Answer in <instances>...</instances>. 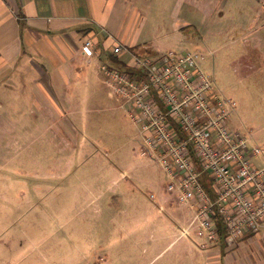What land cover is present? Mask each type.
<instances>
[{
    "label": "rangeland",
    "instance_id": "1",
    "mask_svg": "<svg viewBox=\"0 0 264 264\" xmlns=\"http://www.w3.org/2000/svg\"><path fill=\"white\" fill-rule=\"evenodd\" d=\"M207 1L119 0L137 17V43L127 47L141 56L205 54L201 70L235 102L230 127L252 135L250 144L262 150L254 162L264 168V69L255 71L254 53L223 34L237 16L222 18L218 0L209 15ZM103 63L82 65L93 85L82 86L86 110L77 114L29 110L26 95L17 100L0 91V264L191 263L183 245L179 253L164 251L182 241L184 219L178 207L158 213L160 196L168 198L167 177L140 156L137 130L106 84Z\"/></svg>",
    "mask_w": 264,
    "mask_h": 264
},
{
    "label": "built area",
    "instance_id": "2",
    "mask_svg": "<svg viewBox=\"0 0 264 264\" xmlns=\"http://www.w3.org/2000/svg\"><path fill=\"white\" fill-rule=\"evenodd\" d=\"M81 52L89 60L98 53L90 42L82 44ZM111 53L128 70L103 63L101 72L137 130L140 156L167 177L165 201L180 208L184 219L178 238L196 239L203 248L217 243V217L226 228L228 247L259 232L264 168L254 159L262 150L250 144L251 134L230 127L235 102L216 91L211 76L201 70L205 54L141 56L122 43ZM158 209L163 212L164 206Z\"/></svg>",
    "mask_w": 264,
    "mask_h": 264
},
{
    "label": "crops",
    "instance_id": "3",
    "mask_svg": "<svg viewBox=\"0 0 264 264\" xmlns=\"http://www.w3.org/2000/svg\"><path fill=\"white\" fill-rule=\"evenodd\" d=\"M118 2L0 0V91L8 89L18 96L17 100L26 95L28 102L24 100L23 103L28 104L29 110L43 113L74 111V114L86 110L82 86L93 85V77L82 65L93 64L99 59H104L105 63L116 43L130 47L137 43L138 34L133 29L137 17L131 18L126 5L120 3L123 6L119 8ZM215 2L208 0L203 6L209 15L214 14ZM217 8L222 18L237 16L223 34L254 53L257 61L252 60L253 69L263 70L264 0H218ZM84 42H90L97 50L96 59L83 56L81 47ZM242 62L249 63V59ZM70 85L72 91L68 88ZM29 95L32 98H28ZM70 95H75V99L72 100ZM62 118L67 119V115ZM120 174L109 188L128 175L126 171ZM96 199L98 197L92 201ZM165 200L160 196L158 206H164V211L157 208L158 213H164L169 207L173 210L174 207L167 205ZM175 234L176 230L171 236L175 237ZM176 241L168 244L164 251L172 248L179 253L183 245L182 250L190 264H195V256L199 264H264V226L256 234L245 235L231 247L214 243L206 249H198L188 240ZM147 253L146 246L139 255Z\"/></svg>",
    "mask_w": 264,
    "mask_h": 264
},
{
    "label": "trees",
    "instance_id": "4",
    "mask_svg": "<svg viewBox=\"0 0 264 264\" xmlns=\"http://www.w3.org/2000/svg\"><path fill=\"white\" fill-rule=\"evenodd\" d=\"M134 53H136L137 55H141L142 53L140 51H133ZM105 63L118 68L120 70H128L125 62L120 59L118 56L110 53L107 55V60L105 61ZM216 224L219 228V240L217 243L220 244L221 247H226V237H227V231L226 228L223 225V222L220 218H216Z\"/></svg>",
    "mask_w": 264,
    "mask_h": 264
}]
</instances>
